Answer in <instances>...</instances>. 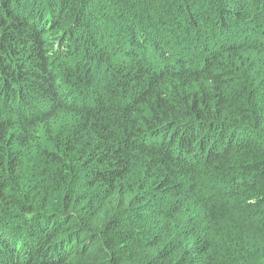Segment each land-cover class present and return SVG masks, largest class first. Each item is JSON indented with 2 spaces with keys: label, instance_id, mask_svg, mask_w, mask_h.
I'll use <instances>...</instances> for the list:
<instances>
[{
  "label": "trees",
  "instance_id": "16d2710c",
  "mask_svg": "<svg viewBox=\"0 0 264 264\" xmlns=\"http://www.w3.org/2000/svg\"><path fill=\"white\" fill-rule=\"evenodd\" d=\"M0 264H264V0H0Z\"/></svg>",
  "mask_w": 264,
  "mask_h": 264
},
{
  "label": "clouds",
  "instance_id": "9594fccd",
  "mask_svg": "<svg viewBox=\"0 0 264 264\" xmlns=\"http://www.w3.org/2000/svg\"><path fill=\"white\" fill-rule=\"evenodd\" d=\"M234 30H235V28H234ZM235 31H236V30H235ZM177 60H178V59H177ZM178 62H179V60H178ZM179 64L181 65L180 62L178 63V65H179ZM185 64H186L187 67H189V66L191 65V63H189V59H188V58L185 59ZM190 68H191V67H190Z\"/></svg>",
  "mask_w": 264,
  "mask_h": 264
}]
</instances>
